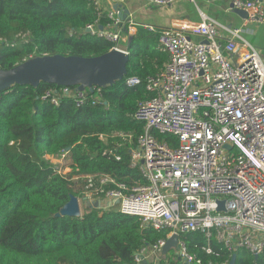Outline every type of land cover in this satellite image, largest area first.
I'll return each mask as SVG.
<instances>
[{"label": "built area", "instance_id": "2783aa9c", "mask_svg": "<svg viewBox=\"0 0 264 264\" xmlns=\"http://www.w3.org/2000/svg\"><path fill=\"white\" fill-rule=\"evenodd\" d=\"M100 1L93 6L106 21L101 25L96 19L85 32L126 53L139 28L157 33L169 59L159 73L145 78L153 96L139 101L133 114L144 130L130 150V164L145 182L127 185L106 174L73 175L83 181L84 198L91 205L99 202V208L138 217L142 228L166 230L163 239L133 253V264H203L180 238L188 232L204 234L206 254H215L209 243L213 237L230 255L242 248L257 256L264 248V58L243 38L242 29L248 23L264 25V0H208L227 1L246 12L243 25L228 28L226 36L216 20L202 13L199 22L158 28L124 17L122 6L128 0H107L112 8ZM141 1L168 6L175 0ZM124 82L132 86L139 80L126 77ZM61 91H70L78 106L88 97L87 90L76 87ZM94 91L92 103L100 100L101 88ZM56 93L48 89L42 99L56 105ZM152 130L174 135L177 145L158 140ZM115 136L131 139L130 134ZM65 156L66 151L46 156L63 176L71 172ZM172 236L176 245L163 253Z\"/></svg>", "mask_w": 264, "mask_h": 264}, {"label": "trees", "instance_id": "16d2710c", "mask_svg": "<svg viewBox=\"0 0 264 264\" xmlns=\"http://www.w3.org/2000/svg\"><path fill=\"white\" fill-rule=\"evenodd\" d=\"M93 2L0 0V68L34 56L91 57L110 50L111 42L85 32L96 19L101 25L106 21L104 14L97 17ZM157 37L141 28L130 37L126 75L101 88L96 103L91 101L95 91L78 106L70 91L46 82L0 91V264H133L135 251L166 236V230L142 228L138 217L113 209L55 215L70 195L84 197L83 181L73 175L106 174L127 185L145 182L130 164V150L144 130L133 117L137 104L153 96L145 78L159 73L169 59ZM126 77L139 83L127 86ZM51 88L57 90L56 105L42 99ZM151 133L171 146L178 143L172 134ZM62 151L71 168L66 176L55 173L46 158ZM180 238L203 264H230L232 255L213 237L209 243L215 254L202 250L207 240L201 232ZM233 254L232 264H264V248L256 258L242 248Z\"/></svg>", "mask_w": 264, "mask_h": 264}, {"label": "water", "instance_id": "95a60500", "mask_svg": "<svg viewBox=\"0 0 264 264\" xmlns=\"http://www.w3.org/2000/svg\"><path fill=\"white\" fill-rule=\"evenodd\" d=\"M232 10L246 19L247 14L244 10L237 8ZM127 61L128 53L116 49L91 57L59 54L29 57L9 69L0 68V91L15 84L37 86L41 82H46L60 87H76L79 91L87 90L93 93L94 87L104 88L121 81L126 75ZM78 202L76 196L70 195L69 200L55 215H80ZM84 205L90 208L100 207L99 202L91 205L86 201ZM176 241V236L167 239L162 252H168L176 245ZM234 257L233 254L230 264L233 263Z\"/></svg>", "mask_w": 264, "mask_h": 264}, {"label": "crops", "instance_id": "0c3cea01", "mask_svg": "<svg viewBox=\"0 0 264 264\" xmlns=\"http://www.w3.org/2000/svg\"><path fill=\"white\" fill-rule=\"evenodd\" d=\"M100 2L103 7H113L107 0ZM122 8L124 17L129 16L136 23H149L158 28L199 22L200 13L216 20L224 36L227 35L228 28L243 25V18L232 10L227 1L195 0V3H191L188 0H175L168 6H153L141 0H128ZM242 36L253 44L264 58V25L248 23L242 29Z\"/></svg>", "mask_w": 264, "mask_h": 264}, {"label": "rangeland", "instance_id": "374dc122", "mask_svg": "<svg viewBox=\"0 0 264 264\" xmlns=\"http://www.w3.org/2000/svg\"><path fill=\"white\" fill-rule=\"evenodd\" d=\"M67 165L69 166V164L67 163ZM85 200H87L86 198H84V197H80L79 198V202H78V204H79V209H80V212L81 211H84L86 208H90L89 206H87V205H84V203H85ZM87 206V207H86ZM116 208H113V210H115Z\"/></svg>", "mask_w": 264, "mask_h": 264}, {"label": "bare ground", "instance_id": "6f19581e", "mask_svg": "<svg viewBox=\"0 0 264 264\" xmlns=\"http://www.w3.org/2000/svg\"><path fill=\"white\" fill-rule=\"evenodd\" d=\"M108 5V4H107Z\"/></svg>", "mask_w": 264, "mask_h": 264}]
</instances>
